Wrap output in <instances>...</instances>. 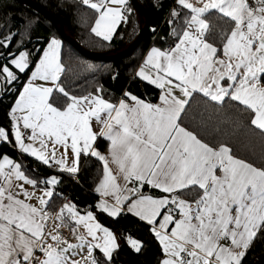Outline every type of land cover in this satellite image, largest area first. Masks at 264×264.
Masks as SVG:
<instances>
[{
  "label": "crops",
  "instance_id": "1",
  "mask_svg": "<svg viewBox=\"0 0 264 264\" xmlns=\"http://www.w3.org/2000/svg\"><path fill=\"white\" fill-rule=\"evenodd\" d=\"M82 1L98 14L94 34L110 42L129 0ZM177 3L192 15L182 37L171 51L151 46L136 72L161 90L156 103L127 93L116 105L92 95L56 108L50 100L64 67L60 43L51 39L13 105L14 139L24 155L59 165L69 175H78L83 156L99 160L98 209L149 224L162 246L161 264H183L181 253L186 264H240L264 222V172L234 158L228 147L204 144L178 121L190 97L199 93L215 103L230 97L251 109L254 125L264 131V0ZM213 9L236 22L221 57L205 41L208 26L201 15ZM25 129L31 132L26 139ZM98 140L109 143L107 150L97 148ZM7 141L0 132V144ZM144 184L166 195L129 201L134 185L142 190ZM189 186L206 191L197 212L192 203L169 196ZM53 193L54 188L37 186L11 157L1 158L0 264L36 256L39 264H95V250L106 257L116 251L117 235L95 213L70 203L69 215L66 206L65 211L76 242H63L49 208ZM172 203L176 219L164 211Z\"/></svg>",
  "mask_w": 264,
  "mask_h": 264
},
{
  "label": "trees",
  "instance_id": "2",
  "mask_svg": "<svg viewBox=\"0 0 264 264\" xmlns=\"http://www.w3.org/2000/svg\"><path fill=\"white\" fill-rule=\"evenodd\" d=\"M49 14L61 20L68 36L86 50L112 56L128 48L137 38L145 23V15L136 11L129 0L124 18L113 39L103 41L94 34L93 26L98 16L82 0H32ZM150 14V27L135 50L128 56L115 60H94L65 41L54 25L43 14L19 0H0V132H5L7 142L0 144V160L9 156L20 164L23 173L36 182L53 178L55 189L50 210L56 211L68 193L70 204L80 211L95 213L99 222L111 229L119 239V246L111 257L95 250V264H161L164 257L153 228L139 219L120 214L112 217L98 209L99 198L94 189L103 176L102 163L92 156L82 157L78 183L71 176L46 169L19 150L14 136L16 124L12 116L13 105L30 73L39 61L51 39L60 43V60L64 72L50 103L62 110L75 98L97 95L116 105L129 93L150 104L158 101L161 90L142 81L137 69L151 46L164 50L180 40L191 18V13L177 3L178 0H137ZM207 23L205 41L218 49L221 57L224 47L236 27V22L217 10L201 15ZM28 54L29 65L25 72L12 69V61L22 53ZM10 68L14 79L9 80L5 69ZM264 84V75L261 78ZM255 112L228 97L215 103L199 93H194L178 124L193 133L211 148L228 147L234 158L242 160L264 172V131L254 123ZM99 150H107L109 143L98 140ZM129 201L141 195L160 197L166 195L147 184L135 190ZM206 191L189 186L170 194L174 200H186L198 211ZM65 206H67L65 204ZM174 219L177 215L174 214ZM132 236V241L128 236ZM240 264H264V222Z\"/></svg>",
  "mask_w": 264,
  "mask_h": 264
},
{
  "label": "built area",
  "instance_id": "3",
  "mask_svg": "<svg viewBox=\"0 0 264 264\" xmlns=\"http://www.w3.org/2000/svg\"><path fill=\"white\" fill-rule=\"evenodd\" d=\"M174 46L172 44H170L167 47V51H171L173 50ZM31 132L28 129L23 130L22 133V137L24 139L30 137ZM15 149L20 151L19 147H15ZM46 167L47 170L51 171V172H55V173H63L61 167L59 165H55V164H45L44 165ZM81 171V170H80ZM79 171V173H80ZM63 174H67V173H63ZM73 178V181L75 183H78V176L77 175H69ZM37 186L39 187H47V188H54L55 189V181L53 178H47V179H42L41 181L37 182ZM70 202V196L68 193H65L63 195V200L62 203L58 206L57 210L54 211V221H56L58 223V227L56 229V234L62 239L63 242L66 243H75L76 242V233L74 231V229H72L69 224H68V220H67V215H66V211H65V204ZM165 213L168 215H174L176 213V205L174 203L172 204H168L165 208ZM132 236L129 235L128 236V240L132 241ZM180 259L182 261L183 264H186L188 261L187 255L185 253H181L180 254ZM41 260V257H34L33 259H31L30 261H26V260H21L20 264H39Z\"/></svg>",
  "mask_w": 264,
  "mask_h": 264
},
{
  "label": "water",
  "instance_id": "4",
  "mask_svg": "<svg viewBox=\"0 0 264 264\" xmlns=\"http://www.w3.org/2000/svg\"><path fill=\"white\" fill-rule=\"evenodd\" d=\"M28 6L36 9L38 12L43 14L45 17H47L52 23L56 26H58V32L60 36L70 43L72 46H74L76 49L79 50L83 55H85L88 58L94 59V60H115L119 58L126 57L130 55L136 48L137 45L141 43V41L144 38L145 32L150 27V14L148 11L137 1V0H131V3L135 7L136 11H141L145 15V23L144 26L141 28L136 40L125 50L119 52L118 54L112 55V56H105L104 54L94 53L86 50L83 48L78 41L73 39L72 37L68 36L65 26L61 20H59L57 17L49 14L44 8H42L39 4L33 2L32 0H19Z\"/></svg>",
  "mask_w": 264,
  "mask_h": 264
},
{
  "label": "rangeland",
  "instance_id": "5",
  "mask_svg": "<svg viewBox=\"0 0 264 264\" xmlns=\"http://www.w3.org/2000/svg\"><path fill=\"white\" fill-rule=\"evenodd\" d=\"M59 56H60V53H59ZM28 65H29L28 54L24 52V53L20 54L15 60H13L12 69H14L15 71H18V72H25L26 69L28 68ZM5 73L9 77L10 81H12L14 79V75H13L10 68H6ZM68 206H69V204H67L66 210H67L68 215H69V211H68L69 207ZM71 213H72V211H70V214Z\"/></svg>",
  "mask_w": 264,
  "mask_h": 264
}]
</instances>
